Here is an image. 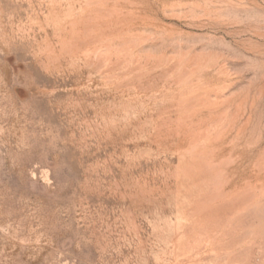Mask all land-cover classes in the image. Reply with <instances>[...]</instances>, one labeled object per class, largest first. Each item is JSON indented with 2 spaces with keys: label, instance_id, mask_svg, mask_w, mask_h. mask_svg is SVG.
<instances>
[{
  "label": "rangeland",
  "instance_id": "1",
  "mask_svg": "<svg viewBox=\"0 0 264 264\" xmlns=\"http://www.w3.org/2000/svg\"><path fill=\"white\" fill-rule=\"evenodd\" d=\"M0 264H264V0H0Z\"/></svg>",
  "mask_w": 264,
  "mask_h": 264
}]
</instances>
